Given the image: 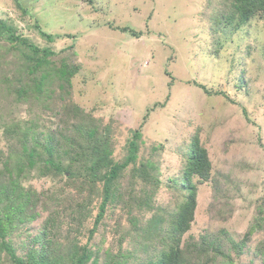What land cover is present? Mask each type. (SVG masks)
Masks as SVG:
<instances>
[{"label":"rangeland","instance_id":"obj_1","mask_svg":"<svg viewBox=\"0 0 264 264\" xmlns=\"http://www.w3.org/2000/svg\"><path fill=\"white\" fill-rule=\"evenodd\" d=\"M223 9L224 0H0V20L40 50H51L55 56L50 61L59 63L74 52L73 62L80 68L71 80L72 101L101 124H110L115 161L127 154L130 130L141 132L137 165L154 163L162 182L155 205L174 209L180 201V194L167 187L168 180L180 172L181 152L198 134L212 165L211 177L198 184L194 221L183 238L190 233L196 242L201 235L215 239L223 228L237 241L257 222L262 229L251 236L238 264H264V252L254 255L264 245V14L238 25V18L230 23L215 20ZM41 30L54 40L43 38ZM25 52L17 43L0 39L3 157V124L36 119L37 132L46 134L63 119L59 99L42 108L19 100L14 92L27 82L14 80V68ZM158 144L163 150L155 153L152 147ZM132 167L119 182L122 199L107 206L89 241L92 250L130 253L136 232L128 218L143 221L150 215L135 206L126 214L128 200L143 188L139 178L130 177ZM24 180L37 194L65 196L60 202L42 197L36 206L41 217L27 228L36 233L53 208L60 213L59 242L84 244L101 195L86 190L79 195L74 188L64 189L62 177H39L36 170ZM73 199L86 205L82 225L68 217L75 208Z\"/></svg>","mask_w":264,"mask_h":264},{"label":"trees","instance_id":"obj_2","mask_svg":"<svg viewBox=\"0 0 264 264\" xmlns=\"http://www.w3.org/2000/svg\"><path fill=\"white\" fill-rule=\"evenodd\" d=\"M17 6L24 12L18 2ZM224 8L227 9L215 17L216 21L230 23L238 18V25H243L264 14V0H224ZM39 33L48 41L54 40L50 33L42 30ZM0 39L10 44L17 43L26 50L22 54L24 60L14 68L17 74L15 81L27 80L24 86L14 89L18 99H26L42 108H50L52 104L49 102L55 100L57 103L59 99L63 118L58 129L46 134L37 132L36 119L24 122L12 120L2 125L7 153L4 157L0 153V254H3L0 255V264L239 263L243 252L249 249L251 236L262 229L257 222L237 241L223 228L215 239L210 234L201 235L196 242L195 236L190 233L186 239L183 238L194 221L198 184L208 183L211 177L212 165L198 134L191 137L181 152L180 172L168 180L167 187L180 194V201L174 209L155 205V192L162 182L156 177L154 163L147 161L137 165L141 132L130 130L127 154L123 160L115 161L112 156V133L108 128L110 124H101L99 119L87 114L72 101L71 80L80 68L73 62L74 52L69 54L70 57L60 58L59 63L50 61L55 56L51 50H40L17 35L15 28L4 20H0ZM6 82L9 80L6 79ZM152 150L158 153L163 147L158 144ZM130 165L133 166L130 177L133 181L139 178L143 188L142 194L128 200L126 214L129 216L135 206L138 211H146L150 215L143 221L137 217L128 218L131 229L136 232V242L130 253L119 251L112 254L107 249L102 254L92 250L89 241L96 233L107 206L113 207L122 199L119 182ZM33 170L38 172L39 177H62L65 179L64 189L74 188L79 195L85 190L91 195H101L98 214L84 244H77L75 240H68L67 244L59 242L57 228L60 213L53 208L36 233L35 228H27L41 217L42 213L36 206L41 203L42 197H47L45 193L37 194L31 185H25L28 180L24 179ZM59 190L55 189L56 192ZM63 197L52 194L47 198L52 199L51 202H60ZM90 200L91 196L88 202ZM72 201L75 208L72 211L71 207L68 217L73 224L82 225L87 217L86 205L79 199ZM15 236L17 239L14 241ZM263 249L264 245H259L254 255L263 254Z\"/></svg>","mask_w":264,"mask_h":264}]
</instances>
